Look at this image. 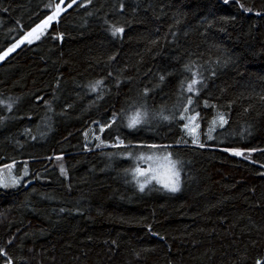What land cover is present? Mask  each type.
<instances>
[{"label": "trees", "instance_id": "trees-1", "mask_svg": "<svg viewBox=\"0 0 264 264\" xmlns=\"http://www.w3.org/2000/svg\"><path fill=\"white\" fill-rule=\"evenodd\" d=\"M56 2L0 0V53ZM69 2L0 63V264H264V0Z\"/></svg>", "mask_w": 264, "mask_h": 264}, {"label": "snow or ice", "instance_id": "snow-or-ice-1", "mask_svg": "<svg viewBox=\"0 0 264 264\" xmlns=\"http://www.w3.org/2000/svg\"><path fill=\"white\" fill-rule=\"evenodd\" d=\"M76 3V0H70V2L67 4V7H71L72 4ZM64 4V0H58V2H56L54 5L53 4H49L47 5V7H49L51 9V13L47 14L44 19H42L39 23H37L35 25V27H32L30 31H28L27 33H25L16 43L12 44L11 47H9L6 51H3L2 53H0V60H3L4 57L8 56L9 53L13 52L17 47H19L21 44H23L25 41H27L28 44H31L33 42V40H39L40 39V35L44 32L45 29H47L49 27V25L51 24V22H53L54 20H56L59 15L61 14V12H63L65 9L62 7V5ZM123 32V28L121 27H113L112 28V33L113 35H116L117 33H122ZM185 71L188 72H192V68L190 66H185ZM196 73L192 72V80L188 85V91L192 92L195 91V89L193 88V85L198 83L199 81L196 79ZM164 77L162 76L161 79H163ZM102 84V81H96L94 82L92 85H90L91 89L93 91H96L97 87L100 86ZM0 103H3V101H0ZM188 103H191V99H188ZM7 107H11V103L7 104ZM185 111H187V109H185ZM145 114L142 113L139 109H136L134 114L129 118V127H135L137 124L142 122V118ZM184 117H181V119H183ZM163 119H168V117H163ZM193 119V117H189V120ZM221 122L223 123V117H220ZM100 131H103V128L100 129ZM97 139H99V137H97ZM196 141L193 140V143H195ZM203 146V145H201ZM152 147H155V145H152ZM235 155L239 156L242 155L241 152L239 151H235L234 152ZM168 156V158L170 159V154H166ZM179 162L178 161H172L171 165H172V176L174 178V182L171 185H166V187L169 188L170 191H177V185L179 182V176H180V172L179 169L177 167V164ZM13 165L9 164V165H5V167L7 168H11ZM61 171L63 172V168H61ZM140 169H136L134 172L138 173L140 172ZM3 181L0 180V183H2ZM13 182H16V178L13 177ZM144 183H147V180H145ZM144 183H140V190L143 191L144 189ZM0 254H2V250H0ZM10 264V262H9ZM257 264H261L260 261H257Z\"/></svg>", "mask_w": 264, "mask_h": 264}, {"label": "rangeland", "instance_id": "rangeland-1", "mask_svg": "<svg viewBox=\"0 0 264 264\" xmlns=\"http://www.w3.org/2000/svg\"><path fill=\"white\" fill-rule=\"evenodd\" d=\"M63 7V6H62ZM63 12H61L62 14ZM60 14V15H61ZM59 15V16H60ZM55 21V20H54ZM52 23V22H51ZM46 30V29H45ZM44 30V31H45ZM34 41V40H33ZM28 44L27 41H25L23 44H21L19 47H17L13 52L9 53L8 56L4 57L3 60H0V63H2L3 61H5L7 58H9L11 55H13L18 49H20L23 45ZM233 155H235L232 152ZM137 176L140 179H145V180H157L159 181L161 184L163 185H171L174 182V178L172 176V169L170 167H168L167 165L165 166H157L155 168H150L146 171H140L137 173ZM168 188V187H167ZM178 191V188H177ZM176 192V191H174Z\"/></svg>", "mask_w": 264, "mask_h": 264}]
</instances>
